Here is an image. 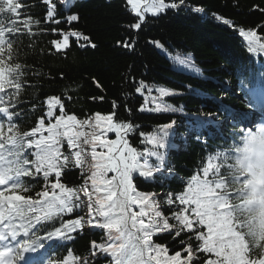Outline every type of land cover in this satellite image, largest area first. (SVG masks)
I'll list each match as a JSON object with an SVG mask.
<instances>
[{
    "label": "trees",
    "instance_id": "obj_1",
    "mask_svg": "<svg viewBox=\"0 0 264 264\" xmlns=\"http://www.w3.org/2000/svg\"><path fill=\"white\" fill-rule=\"evenodd\" d=\"M147 1L138 0L142 22L127 0H51L50 4L19 0L23 6L19 16L4 14L0 19L6 23L15 20L20 29L7 36L13 46L11 63L22 65L24 73L23 87L13 100L15 107L10 108L21 115L12 123L24 132L37 127V120L45 117V130L36 135L47 136L48 122L55 123L54 117L61 114L56 107L52 117L46 116L47 98L53 96L60 98L67 115H75L79 121L96 113H114L113 122L133 126L120 135L144 153L149 164L159 166L152 178L134 181L137 191L155 194L160 211L170 217L179 208L165 203L167 195L184 191L188 179L207 163L209 155L241 143L244 133L238 110H246L249 88L264 85V52H250L241 30L255 31L264 43V0H183L182 5L181 0H163L179 6L156 14L146 13ZM52 6L55 10L49 19ZM72 15L78 19L68 20ZM28 18L33 21L30 30L20 23ZM137 23H141L140 28L133 27ZM65 35L68 46L57 49L53 41L63 44ZM158 89L170 94L161 95ZM13 91L6 86L0 96L7 103ZM224 104L233 111L224 110ZM157 106L161 110H156ZM0 122H7L2 113ZM106 128L104 122L97 131ZM101 139L119 138L115 131H109ZM61 150L65 155L73 151L66 139ZM96 150L107 151L99 146ZM153 151L163 160L151 155ZM88 159L90 162V156ZM62 173L60 182L68 188L79 189L84 182L80 169L71 164ZM24 179L30 190L18 194L35 199L45 186L42 175L37 180ZM49 180L56 182L54 173ZM80 195L83 198L82 192ZM133 209L139 211L135 205ZM87 212L86 205L74 208L58 217L54 226L86 217ZM169 223L176 222L170 219ZM52 227L53 222L41 225L37 235L44 237ZM69 235L71 239L42 241L44 247L37 250L46 252L41 264L66 258L68 264H79L74 258H87L88 264H109L110 256L91 255L92 242L107 240L106 230L84 226ZM173 235L157 233L152 237L155 244L168 249L164 255H184L181 241L194 248L198 243L190 238L192 234H182L175 242ZM207 255H201V264Z\"/></svg>",
    "mask_w": 264,
    "mask_h": 264
},
{
    "label": "snow or ice",
    "instance_id": "obj_2",
    "mask_svg": "<svg viewBox=\"0 0 264 264\" xmlns=\"http://www.w3.org/2000/svg\"><path fill=\"white\" fill-rule=\"evenodd\" d=\"M43 2L50 4L51 0ZM127 2L134 12L139 11L138 0ZM178 6L154 0L150 10L156 14ZM22 7L19 0H0V15L19 16ZM54 10V6L49 7V19ZM77 19L76 15L68 17L70 21ZM143 19L140 15L141 22ZM32 22L31 18L20 21L29 30ZM16 25L15 20L6 23L0 19V92L6 86L14 90L7 103L0 96V113L7 117L6 124L0 122V264H20L25 260V253H36L44 247V239H71L69 233L83 230L85 224L106 230L107 240L102 244L92 242L91 255L110 256L109 264H201L203 254H208L203 264H264V123L257 125L255 131L245 132L240 144L209 155L207 163L188 179L184 191L167 195L165 203L178 207L179 211L165 217L155 194L138 192L134 183L138 178H152L159 166L149 164L147 156L120 135L131 131L133 126L113 122L114 113H96L93 118L79 121L75 115H67L60 98L53 96L47 98L46 116L52 117V109L56 107L61 114L54 117L55 123L48 122L47 136L41 134L37 138L36 135L45 130V117L37 120V127L24 132L12 123L14 117L21 115L10 108L15 107L13 100L23 87L24 75L22 65L11 63L13 46L7 39L8 35L20 31ZM133 27L140 28L141 23ZM241 35L248 41L250 52H264V43L255 31L241 30ZM53 44L57 49L66 48L67 35L63 44L58 41ZM158 91L161 95L170 94L165 89ZM156 110L161 109L157 106ZM104 122L107 128L98 132ZM77 127L79 130L74 131ZM85 127L90 131H84ZM109 131H115L119 139H101ZM65 139L73 150L68 155L61 150ZM155 142L160 143L159 140ZM97 146L107 151L97 152ZM150 154L163 160L156 151ZM69 164L79 168L84 176L79 189L68 188L60 182L62 170ZM52 173L55 183L49 180ZM109 173L114 175L107 178ZM136 173L138 176L134 175ZM41 175L45 186L35 199L18 194L30 190L25 177L37 180ZM9 191L11 195L6 194ZM85 205L86 217L61 221L60 227L54 226L63 213ZM134 205L139 208L138 212L133 209ZM170 219L176 223H169ZM48 222H53L52 230L44 237L38 236L37 230ZM173 232V242L187 233L198 243L194 248L187 241H181L184 255L181 252L164 255L168 249L155 244L152 237L157 233L172 235ZM74 259L79 264H88L87 258ZM49 264H68V260H50Z\"/></svg>",
    "mask_w": 264,
    "mask_h": 264
},
{
    "label": "rangeland",
    "instance_id": "obj_3",
    "mask_svg": "<svg viewBox=\"0 0 264 264\" xmlns=\"http://www.w3.org/2000/svg\"><path fill=\"white\" fill-rule=\"evenodd\" d=\"M60 2H63V1H68V0H59ZM154 1H147V6L145 7L148 8L149 10L146 11V13H153V12H150V8L152 6ZM134 12V11H133ZM135 13H138V15H140L141 11H140V8H139V11L138 12H135ZM252 95L256 98V97H259L260 99H263L264 100V88H261L259 89L257 92H252ZM93 123H95V121L93 120L92 121ZM86 131H90V129H87ZM119 138V137H118ZM118 140V139H117ZM87 224L85 225V228H87Z\"/></svg>",
    "mask_w": 264,
    "mask_h": 264
}]
</instances>
